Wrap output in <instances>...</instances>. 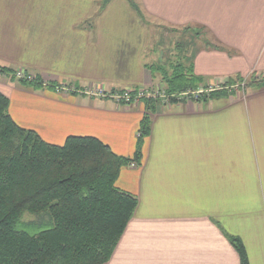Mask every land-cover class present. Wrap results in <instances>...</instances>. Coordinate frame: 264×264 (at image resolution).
<instances>
[{"label": "crops", "instance_id": "obj_1", "mask_svg": "<svg viewBox=\"0 0 264 264\" xmlns=\"http://www.w3.org/2000/svg\"><path fill=\"white\" fill-rule=\"evenodd\" d=\"M148 1L157 19L208 23L219 44L234 48L201 46L189 54L202 86L222 87L236 75L264 78V9H251L247 1L251 10L243 16V5L230 0L215 17L201 20L189 15L191 4L201 0ZM2 17L0 1V41H38L30 56L40 57L31 64L17 57L11 44L7 53L0 51V65L39 73L48 85L34 90L0 73V92L9 98L8 112L19 126L58 145L69 135L93 136L114 153L132 157L140 121L149 114L150 133L137 167L121 168L116 179L137 206L106 264H239L226 234L240 238L249 264H264V86L236 91L234 98L160 106L153 113L142 102L124 105L92 92L59 91L67 83L79 89L161 84L150 68L160 59L148 44L147 26L139 23L126 50L116 47L115 34L101 33L98 23L82 25L83 15L67 19V27L51 26L57 22L50 15L37 17L21 36L20 27L4 28L9 24ZM57 40L59 50L51 48Z\"/></svg>", "mask_w": 264, "mask_h": 264}, {"label": "trees", "instance_id": "obj_2", "mask_svg": "<svg viewBox=\"0 0 264 264\" xmlns=\"http://www.w3.org/2000/svg\"><path fill=\"white\" fill-rule=\"evenodd\" d=\"M205 46L227 51L208 41ZM150 68L160 75L170 104L180 102L172 94L194 91L203 83L192 64L185 68L176 63L170 73L161 65ZM0 72L34 90L48 86L38 75L30 81L29 72L16 78L14 69L2 65ZM243 81L264 84L255 74L247 80L236 75L193 100L233 95L229 89L243 86ZM137 89L132 88L128 103H121H138L133 101ZM141 102L153 113L161 99L143 97ZM8 106L9 98L0 92V264L108 263L137 206L136 197L118 188L116 179L121 168L141 157L142 142L150 133L149 115L140 121L134 155L124 157L93 136L69 135L59 145L46 142L36 131L19 126ZM26 213L31 216L25 218ZM226 238L239 264H249L240 238Z\"/></svg>", "mask_w": 264, "mask_h": 264}, {"label": "rangeland", "instance_id": "obj_3", "mask_svg": "<svg viewBox=\"0 0 264 264\" xmlns=\"http://www.w3.org/2000/svg\"><path fill=\"white\" fill-rule=\"evenodd\" d=\"M1 1V9L3 13V21L7 22L9 27H4L8 29L20 27L21 30L17 33L21 36L24 32V29L27 27H32L33 22L37 17H41L43 15L51 16L52 23L57 22L56 24H52L51 26H60L63 24V27H67L68 23L66 22L67 19L70 17H75L78 15L86 16L84 21H81L84 25L98 23L99 30L101 33H111V35L115 34L116 40V47H121L126 50L130 49L128 46L131 38V34H134L139 31V23L143 22L145 26H147V41L149 45L153 44V48L156 50V57L159 58V63L161 66L163 65L164 70H167L168 73L171 72V67L174 66L176 63L185 66V68H189V54L192 51H195L199 47L203 46L206 49L205 41L212 42L214 44H219L218 40L213 38L212 34L213 29L212 26L209 27L208 23L199 22H191L188 24H171L165 23L156 17H154L148 11V5L151 4L148 0H0ZM249 1L251 4V9H264L261 8V5L264 4V0H236L237 4L243 5V16H248L247 12L251 9L249 8L245 2ZM206 2V3H205ZM210 2V3H209ZM230 0H201L196 1V5L193 6L191 4L189 8V15L191 18L195 19H204L206 20V14L208 15V19L210 20V16H216V12H220L223 10L222 5L224 3H229ZM209 3V4H208ZM137 6V9L134 8L133 5ZM231 4V3H230ZM229 4V6H230ZM204 5V6H202ZM208 5V6H206ZM209 5L211 7H209ZM257 7H252V6ZM228 6V11H229ZM210 9L207 13V10ZM247 9V10H246ZM184 9V12H186ZM247 11V12H246ZM204 17V18H203ZM240 17V16H237ZM62 18H66L64 22L59 24ZM216 19H218L216 17ZM212 20V19H211ZM216 22V20H214ZM218 21V20H217ZM11 23V25H10ZM142 24V23H141ZM143 24V25H144ZM5 24H3L4 26ZM74 25V22H73ZM142 25V26H143ZM215 26V25H214ZM143 28V27H142ZM144 29V28H143ZM11 33V32H10ZM114 36V35H113ZM46 40V39H44ZM43 40V41H44ZM33 40L28 39H19V40H9V41H0V51L3 53H7L9 50V46L12 44L14 45V54H16L19 58H25L31 60V64L35 62L34 58H39L40 56L34 55V57L30 56V47L34 44ZM120 44V45H119ZM46 46V44H44ZM60 42L57 40L56 43H51V48L59 50ZM127 47V48H126ZM208 48V47H207ZM29 49V51H27ZM228 51H234V48H225ZM25 56H23V55ZM189 61V62H188ZM13 69V68H12ZM15 70V77L23 78L25 74H28V71L23 68H14ZM1 73V72H0ZM30 75L27 77L32 80L33 76L38 75L42 79L39 73L29 72ZM11 78L9 74H5ZM255 78L260 79L258 76L255 75ZM12 79V78H11ZM263 79V78H262ZM43 81V80H42ZM46 85V84H44ZM53 86V85H51ZM252 86L263 87L264 84H246L243 81V86H232L231 89L234 92H243ZM45 87V86H42ZM41 87V88H42ZM55 87V85H54ZM141 89L142 92H145V95L140 97L137 101L138 103L141 102L143 97L145 98H159L161 99V104L158 106H166L169 107L173 104L169 103V97L165 93L166 88L158 83V85H152L150 87H136ZM209 88V87H207ZM206 86H202L200 84L198 88L194 91H186L179 94H172L173 97H177L181 103L182 101L191 102L194 101L193 99L199 95L206 94L213 88L207 89ZM97 89H103L98 91V95L102 98H113L115 101L116 99L113 96L117 94L120 90H132V88H114V89H107L102 87H97ZM137 89V90H138ZM57 90H68V91H84L89 92L93 91L94 87H86L79 89L78 86L67 83L64 85H60L57 87ZM233 96V97H232ZM232 97L234 95L230 94L227 98ZM211 100V99H209ZM117 102V101H116ZM122 104V103H119ZM177 104V103H176ZM167 106V107H168ZM155 112V111H154ZM149 115V114H148ZM63 144V143H61ZM133 163L135 166L131 168L137 167V162H130ZM130 164L128 165V167ZM125 167V166H124ZM25 218L30 217L29 214H24Z\"/></svg>", "mask_w": 264, "mask_h": 264}, {"label": "built area", "instance_id": "obj_4", "mask_svg": "<svg viewBox=\"0 0 264 264\" xmlns=\"http://www.w3.org/2000/svg\"><path fill=\"white\" fill-rule=\"evenodd\" d=\"M99 90H102V92H103V89H97V88H94V90L93 91H89L88 93H94L95 95H98V91ZM131 90H125V91H123V92H117V94H115L114 95V93H113V96L112 97H114L115 99H116V101L118 102V103H121V101L123 102H125V103H128L129 102V100L131 99ZM145 95V92H142V90L141 89H138L137 91H136V95H135V97H134V100L133 101H138L139 99H140V97H142V96H144ZM99 96V95H98ZM135 165L133 164V163H130V167H134Z\"/></svg>", "mask_w": 264, "mask_h": 264}]
</instances>
